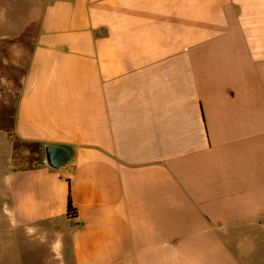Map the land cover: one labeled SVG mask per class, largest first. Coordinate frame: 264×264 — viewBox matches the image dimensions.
Instances as JSON below:
<instances>
[{
  "label": "crops",
  "instance_id": "obj_1",
  "mask_svg": "<svg viewBox=\"0 0 264 264\" xmlns=\"http://www.w3.org/2000/svg\"><path fill=\"white\" fill-rule=\"evenodd\" d=\"M36 9L0 80L9 252L21 232L68 264H264V0Z\"/></svg>",
  "mask_w": 264,
  "mask_h": 264
},
{
  "label": "rangeland",
  "instance_id": "obj_2",
  "mask_svg": "<svg viewBox=\"0 0 264 264\" xmlns=\"http://www.w3.org/2000/svg\"><path fill=\"white\" fill-rule=\"evenodd\" d=\"M38 0H0V80H4L6 64H25L30 54L26 35L35 31L31 24ZM11 15V17H10ZM11 19V22H9ZM7 20V22H5ZM7 37V39H5ZM0 237V264H68L61 257L43 247L44 241L25 233L12 234V253L9 252L10 238ZM11 254V255H10Z\"/></svg>",
  "mask_w": 264,
  "mask_h": 264
},
{
  "label": "water",
  "instance_id": "obj_3",
  "mask_svg": "<svg viewBox=\"0 0 264 264\" xmlns=\"http://www.w3.org/2000/svg\"><path fill=\"white\" fill-rule=\"evenodd\" d=\"M69 158V153L58 145H47L45 147V159L47 165L52 169L64 166Z\"/></svg>",
  "mask_w": 264,
  "mask_h": 264
},
{
  "label": "trees",
  "instance_id": "obj_4",
  "mask_svg": "<svg viewBox=\"0 0 264 264\" xmlns=\"http://www.w3.org/2000/svg\"><path fill=\"white\" fill-rule=\"evenodd\" d=\"M66 215L68 218H74L76 216V211L73 208L69 198L67 200V205H66Z\"/></svg>",
  "mask_w": 264,
  "mask_h": 264
}]
</instances>
